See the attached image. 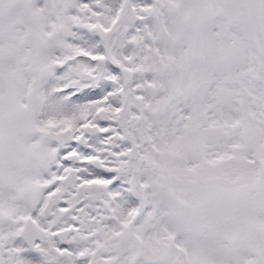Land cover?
<instances>
[{"label": "rangeland", "instance_id": "rangeland-1", "mask_svg": "<svg viewBox=\"0 0 264 264\" xmlns=\"http://www.w3.org/2000/svg\"><path fill=\"white\" fill-rule=\"evenodd\" d=\"M63 132L74 140L56 145ZM112 194L139 202L127 264H264V0H0V264H110L120 238L90 263L91 245L58 234L30 251L19 229L25 215L77 228L80 200L113 224Z\"/></svg>", "mask_w": 264, "mask_h": 264}, {"label": "bare ground", "instance_id": "bare-ground-1", "mask_svg": "<svg viewBox=\"0 0 264 264\" xmlns=\"http://www.w3.org/2000/svg\"><path fill=\"white\" fill-rule=\"evenodd\" d=\"M35 135H38V131L34 132ZM31 136V135H30ZM32 137V136H31ZM35 142L40 145L42 142H38L37 139H34ZM43 153V151H41ZM42 159L40 158V156L36 157V166H40L42 163ZM24 163L21 162V160L18 163H14L11 165H7L5 168H8L7 173L9 176H14L16 175L19 170L23 167ZM61 171V170H59ZM85 178L81 179L78 182L77 188H76V192L78 195H80L81 191L85 188L84 183L86 185L85 182ZM52 180L49 181L50 184H55L54 188H56L57 186V182H59L60 178H51ZM48 180V179H47ZM46 184H42L40 186H38L37 191H41L43 192L44 190L47 189V186H45ZM80 185V186H79ZM54 193V190L52 191V194ZM70 196V195H69ZM112 197H117L116 203L112 205L113 208V214H114V218L113 219V224H106L103 222V217L102 215L100 217H97L95 219H92L89 215H87V213L83 212V208H81V206H83V202L80 200L79 201V206L77 205H72V208L74 210H77V228L75 227L74 230H72V228L70 230L66 229V226H59V228L61 230H63L67 237H71L69 239H71V241H75V246L77 245L78 248H81L84 251L85 246L91 245V248L93 250H95L94 254H91V262H95L97 261V259H100V256L102 255V253L106 252L103 248L99 247L97 248V244H99V242L102 243H110L115 239H119L122 242V246L120 249V253L119 255L117 254L115 258L111 257H107L106 260H104L105 263H110L113 264L116 262V264H127L132 257V251L130 252V249H133L132 247V243L130 242V232L128 231L129 226L128 225V219L129 216L132 214V212L135 211V208L139 207V203L135 202V199L133 196H130L129 200H121L118 194H112ZM81 199V198H78ZM119 203L121 204V208L119 206ZM69 210V209H67ZM149 214V213H148ZM148 214L145 216L146 220L149 223L152 222L150 217H147ZM63 214H60V216H57L53 222H49L50 225H55L57 224V220L58 218H61ZM14 223V217L12 215H8L5 219V224L8 225H13ZM76 224V223H75ZM74 224V225H75ZM73 225V226H74ZM72 226V227H73ZM120 228L119 230H116ZM116 230V231H115ZM167 230V228H166ZM95 231H98V236L97 233H95ZM94 232V233H93ZM102 234V235H101ZM44 242L45 245H47L48 247H54L57 250V246L56 244L51 240L50 235L48 234L47 236L44 237ZM94 244V247L93 245ZM146 246L149 247V254H151L152 256H154L155 254L160 252V248L156 245V243L154 241H148L146 243ZM115 246L111 245L110 250H113ZM118 248V247H117ZM18 249H19V244L17 241V238L15 236L10 238V243H8V252L9 254H11L12 256H17L18 253ZM61 249H65L61 248ZM61 249H58V252L61 251ZM116 249V248H115ZM114 249V250H115ZM91 252V251H90ZM67 253L70 255V257L72 256V249L70 247H67ZM77 253V252H76ZM86 256L87 253L85 252ZM162 262H148L149 264H167V260H168V253H162ZM45 264H73L72 259L68 260V261H59L57 259H54L52 257V252L46 253L45 254ZM148 258H146L147 260ZM171 259V258H170ZM165 261V262H163ZM134 262V261H133Z\"/></svg>", "mask_w": 264, "mask_h": 264}, {"label": "water", "instance_id": "water-1", "mask_svg": "<svg viewBox=\"0 0 264 264\" xmlns=\"http://www.w3.org/2000/svg\"><path fill=\"white\" fill-rule=\"evenodd\" d=\"M40 106H41L40 102H37V104H35V113H34L35 115L39 114Z\"/></svg>", "mask_w": 264, "mask_h": 264}]
</instances>
